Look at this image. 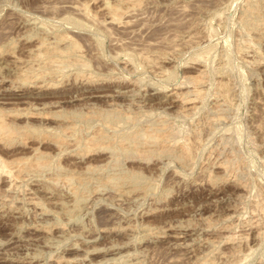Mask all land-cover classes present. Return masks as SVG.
<instances>
[{"label": "rangeland", "instance_id": "1", "mask_svg": "<svg viewBox=\"0 0 264 264\" xmlns=\"http://www.w3.org/2000/svg\"><path fill=\"white\" fill-rule=\"evenodd\" d=\"M0 264H264V0H0Z\"/></svg>", "mask_w": 264, "mask_h": 264}, {"label": "bare ground", "instance_id": "2", "mask_svg": "<svg viewBox=\"0 0 264 264\" xmlns=\"http://www.w3.org/2000/svg\"><path fill=\"white\" fill-rule=\"evenodd\" d=\"M115 11H116V10H115ZM116 12H117V11H116ZM111 15H112V14H111ZM115 17H116V16H115ZM76 47H77V46H76ZM130 62H131V61H130ZM183 96H184V95H183ZM53 121H54V120H53ZM2 125H3V124H2ZM2 125H1V126H2ZM2 130H3V129H2ZM92 142H93V141H92ZM98 143H99V142H98ZM88 154H89V153H88ZM4 167H5V166H3V168H4ZM86 259H87V258H86ZM70 261H71V260H70Z\"/></svg>", "mask_w": 264, "mask_h": 264}]
</instances>
